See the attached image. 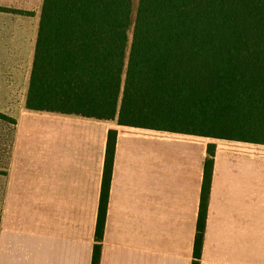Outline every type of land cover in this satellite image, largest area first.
<instances>
[{"label": "crops", "instance_id": "crops-1", "mask_svg": "<svg viewBox=\"0 0 264 264\" xmlns=\"http://www.w3.org/2000/svg\"><path fill=\"white\" fill-rule=\"evenodd\" d=\"M42 1L0 0V27H20L11 41L18 38V71L28 58L27 81ZM109 130L98 264H192L208 144L198 264H264V144L32 110L14 133L0 264L92 263Z\"/></svg>", "mask_w": 264, "mask_h": 264}, {"label": "trees", "instance_id": "trees-1", "mask_svg": "<svg viewBox=\"0 0 264 264\" xmlns=\"http://www.w3.org/2000/svg\"><path fill=\"white\" fill-rule=\"evenodd\" d=\"M132 2L42 1L26 109L264 144V0ZM115 136L109 130L91 264L100 258ZM213 152L208 144L192 264Z\"/></svg>", "mask_w": 264, "mask_h": 264}, {"label": "rangeland", "instance_id": "rangeland-1", "mask_svg": "<svg viewBox=\"0 0 264 264\" xmlns=\"http://www.w3.org/2000/svg\"><path fill=\"white\" fill-rule=\"evenodd\" d=\"M136 2L137 0H133V8ZM18 28L20 27H0V229L4 225L5 194L14 133L18 118L28 111L25 107L28 58H24V67L18 71V38L11 41L18 33ZM30 28L34 30L36 27ZM10 30H13L11 37L7 33ZM31 53L29 51V54Z\"/></svg>", "mask_w": 264, "mask_h": 264}]
</instances>
